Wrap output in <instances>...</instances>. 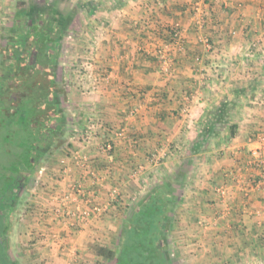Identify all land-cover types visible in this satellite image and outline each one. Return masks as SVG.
Returning <instances> with one entry per match:
<instances>
[{
    "label": "crops",
    "instance_id": "1",
    "mask_svg": "<svg viewBox=\"0 0 264 264\" xmlns=\"http://www.w3.org/2000/svg\"><path fill=\"white\" fill-rule=\"evenodd\" d=\"M20 1L24 0H0V43L8 30L4 29L7 20L15 22L6 24L9 28L15 24L12 31L24 25ZM44 1L49 12L45 24L52 31L47 40L52 47L58 45L56 62L72 41L89 42L86 33H71V27L84 25L94 37L90 41L96 49L94 68L80 76L89 84L98 80L83 95L82 110L88 113L84 126L101 120L118 129L137 110L129 120L126 138L115 141L112 156L101 154L96 146L87 152L94 171L105 182L86 189H94L99 203L107 204L109 210L84 232L100 226L116 232L125 223L122 218L132 220L151 200L169 197L170 243L182 253V262L259 263L253 254L264 251L259 242L264 237V173L253 165L252 152L262 147L264 138V0H90L96 6L89 9L92 16L86 20L83 0ZM196 7L205 13L203 29L195 24ZM170 27L178 28L181 38L172 46L174 63L166 71L154 50L168 38ZM202 37L210 39L213 50L200 41ZM254 43L256 47H251ZM88 45H82V55L93 47ZM196 57L202 62H196ZM221 110L225 124L210 138L206 152L193 158L188 151L191 143L209 120L222 116ZM232 125L235 136H231ZM85 129L76 143L80 147ZM98 138L103 144L112 135L99 129ZM169 147L172 162H168L171 158L151 162L154 151L169 152ZM72 152L64 151L62 159ZM72 172L74 177L79 174L74 168ZM222 186H228L230 211L216 192ZM56 187L65 190L67 185ZM113 187L121 193L116 201L110 197ZM249 187L253 190L247 201L243 196ZM45 196L36 197L35 204ZM20 197L17 192L14 205ZM106 218L104 225L99 223ZM158 228L164 237L167 227L158 224ZM56 230L58 236L68 233L65 228Z\"/></svg>",
    "mask_w": 264,
    "mask_h": 264
},
{
    "label": "rangeland",
    "instance_id": "2",
    "mask_svg": "<svg viewBox=\"0 0 264 264\" xmlns=\"http://www.w3.org/2000/svg\"><path fill=\"white\" fill-rule=\"evenodd\" d=\"M83 1L84 7L82 10L85 15L83 20H86V18L92 16V12L89 9L95 7L96 3L90 0ZM46 4L47 2L44 0H24L18 2L20 10L28 12L31 19L34 17L32 22L29 21L27 23L26 21L27 24L32 25L31 31L36 29V32H38L39 28L43 29L47 17L39 15L37 11L41 12L44 10L47 7ZM13 15L10 13V16L13 17ZM12 20L13 18L5 22L4 29L8 30H4L3 40L0 43V78L4 74L6 75V66L10 63L12 54H14L12 49L7 47L8 36L12 34L11 29L15 24L11 28L7 27L6 24L15 23ZM81 21L79 22L81 23ZM69 31L75 34H80L81 32L86 33L84 37L89 42L85 41L83 44L87 45L88 43L89 45H94L90 42L92 40L94 41V37L90 35V30L86 31L84 25L80 26V28H74L73 26ZM33 38L35 36H31L30 42H33ZM83 44L80 40L75 43L72 41V44L69 43L65 50L66 53L62 54L60 52L59 59L55 63L56 77L53 81L55 82L56 101L60 104V110L65 121V126L63 127L65 130L63 131V128H61L60 133L62 134H59L51 142L48 143L45 140V133L48 132V126L50 125L49 119H40V117L30 114L19 116L16 112L21 107V102L14 100L15 104L13 105V100L11 104L9 100H3L6 91L0 88V102L2 104L0 105V243L4 244V252L12 264H116V260L109 258L107 252L105 255H101L100 249H105L109 253L118 252L122 228L131 221L130 219L125 220L122 218L125 223H122V227H119L120 230L114 231L115 233L111 229L105 230L100 226L102 230L93 229L86 233L83 229H77L76 231L69 228V234L66 236L61 235V233L58 236L57 226L47 224L52 219V209L48 208L50 206L53 208L54 206L51 204L52 200L49 198L55 196V192L57 195L60 192V188L56 187V185L60 183L61 179L59 175L62 170L60 166L62 155H64V151H75L80 147L76 143L80 138L81 130L86 126H84L86 121L85 117L88 113H84L82 110V104L85 103L84 100L86 99L83 95L92 90L93 86L91 85L93 83L98 84L97 79L96 81L92 80L91 84H89L90 82L88 80L85 82L86 80L82 81L80 79V76L84 78V76L89 75V69L94 65V55L96 52L95 46H93L87 50L84 49L85 54L82 55ZM159 47L161 45H156L154 50L155 55L156 51L158 53ZM46 48L44 47L45 53L52 50L50 44ZM36 51H38L37 47L32 43L30 46L24 47L22 53H25L24 55L26 56L29 53V57H32ZM45 53L36 55L39 63L43 60ZM40 56L41 58H39ZM82 56L83 59L81 58ZM49 72H51L50 69L44 72V74L42 73L40 75L41 77L37 78V80L42 83L44 79H51ZM83 87H86L85 90H82ZM22 93L23 91L19 86H15L11 90L13 99L15 98V94L17 97H20ZM35 107L44 113V102L38 103ZM91 119H87V122ZM41 143L42 146L44 145L46 151L35 165L34 172L29 176L25 189L21 191L20 199L14 205L15 201L13 197H15L16 190L30 170V162H32V158H35L38 146ZM173 146L172 148L174 149L175 144ZM168 149L169 152L160 151L161 149L154 151L151 156L158 154L159 157L158 160L152 163L160 164L166 162L169 158L171 160L168 162H172L174 160L171 152L172 149L170 147ZM104 182L102 185H104ZM50 191L51 194L49 193ZM45 193H47V196H45ZM42 194L46 197L44 201L47 202L41 200L35 204V198L40 197ZM33 205H36L38 209L41 207L42 211L34 209L35 206ZM172 213V210H170L167 214L166 221L164 218V221H160L166 225L167 229H165L167 231H165L164 237L162 231L161 233L157 232V235L160 237V243L158 244L163 243L167 264H186L182 262V253L178 251L176 246L170 243L173 240L171 233V224L173 223ZM142 214H139L140 218ZM106 220L107 218L104 221L100 220L99 223H103L104 225ZM259 242L264 246V237H260ZM253 255L259 257V263L251 264H264V251L260 253L257 251ZM145 256H147L146 253ZM2 263L3 261H1Z\"/></svg>",
    "mask_w": 264,
    "mask_h": 264
},
{
    "label": "trees",
    "instance_id": "3",
    "mask_svg": "<svg viewBox=\"0 0 264 264\" xmlns=\"http://www.w3.org/2000/svg\"><path fill=\"white\" fill-rule=\"evenodd\" d=\"M37 13L39 15L46 16L47 18L49 16V12L45 9L41 12L37 11ZM21 14L24 20L23 18L20 20L24 25L21 26L19 24L18 29L15 28V30L12 31V34L8 36L9 39L7 47L12 49L14 54H12L11 61L6 66V75L4 74L0 78V88L6 91L5 96H3V100H9L10 104L13 100V105L15 104L14 100L21 102V107L18 108L16 112L19 116L23 114H30L36 117L38 116L40 119H49L50 125L48 126V132L45 133V140L49 143L59 134H62L60 133L61 128L65 126L62 111L60 110V104L56 101V89L54 87L55 82L53 81L56 77V57L54 54L57 52L58 45L56 44L52 47L53 45L47 40V38L51 37L52 34L51 29L48 28V24H45L43 29L39 28L38 32H36V29L31 31V24H27L26 21L28 19L32 22L34 17L31 19L28 12H23ZM177 30L178 29L171 27L167 29L171 36L173 31ZM31 36H35V38H33V42H30ZM32 43L35 47H37L38 51H36L32 57H29V53L27 56L24 55L25 53H22L24 47H28ZM48 44L51 45L52 50L45 53L44 47L46 48ZM25 50L29 51L28 49ZM44 53V58L43 60L41 59L42 61L39 63L36 55ZM39 58H41V56ZM48 69L51 70V79H44V82L41 83L37 80V78L41 77L40 75L42 73L44 74V72ZM15 86L21 87L23 93L20 97H17L15 94V98L13 99L11 90H13ZM40 102H44V113L35 107V105ZM0 105H2L1 102ZM221 111L222 116L216 114L217 116L213 117V120H209L204 125L197 139L191 143L188 151L192 157L206 152L209 147L210 138L225 124V121L222 120L224 113L223 110ZM219 119L222 121H217ZM64 130L65 129L63 128V131ZM230 130L231 136H235L236 127L232 125ZM36 153L37 154L35 155V158H32L33 160L30 162L29 167L30 170L33 171L35 165L44 155V145L42 146V143L38 146ZM29 171L22 180L23 182L21 185L17 188L15 196L17 192H21L25 189L27 180L33 173V171H31V173ZM169 200V197H165V199L160 198V200L154 199L146 205L140 207V209L136 212V216L129 222L130 224H128L127 227L122 228L120 248L118 252L109 253L105 249H100L101 255H105L107 252L109 258L116 260V264H167L162 243L158 244L160 243V237L157 235V232L161 233V231L158 230V224L164 225L160 221H162L163 218L166 221L168 214L166 210L169 206ZM139 214H142L141 218ZM164 226L166 227V225ZM145 253L147 256H145ZM1 261H3L2 264H12L5 254L3 246L0 244V264Z\"/></svg>",
    "mask_w": 264,
    "mask_h": 264
},
{
    "label": "built area",
    "instance_id": "4",
    "mask_svg": "<svg viewBox=\"0 0 264 264\" xmlns=\"http://www.w3.org/2000/svg\"><path fill=\"white\" fill-rule=\"evenodd\" d=\"M205 13L199 7L195 9V24L199 29H203L206 25ZM174 29H178L173 27ZM181 38L179 29L173 31L171 36L168 33V38L165 39L163 45L158 49V59L160 60L164 70L168 71L170 66L174 63L172 57V46L178 42ZM208 50H213V45L209 38L202 37L200 40ZM257 43L251 45L256 47ZM196 62L201 63V57H196ZM137 113V110H132L129 115L124 119V126L114 129L111 128L107 123L101 120L90 121L86 125V129L83 132L82 139L80 142L83 144L77 150H73L72 154L67 158H63L60 161L62 167L60 173V183L67 185V188L60 189L59 195L51 196L49 199L52 200L53 204L51 213V222L55 223L57 228H65L67 231L69 228L72 230L83 229L87 227L95 219L102 218L109 210L107 204H100L97 198L95 190H87V185L91 187L103 186L104 177L99 176L93 169V159L88 155V150L96 146L99 152L105 156H112L115 150V141L124 140L128 133V123L131 117ZM99 129L104 130L106 133L111 134L112 138L105 140L103 144H99ZM262 147L252 152L253 165L260 168L264 173V138L260 139ZM159 155H153L151 162L158 160ZM76 169L79 173L77 177H74L72 170ZM257 187V186H256ZM255 188V185H252ZM251 187L244 190V198L249 201L251 198ZM216 192L222 197V202L226 205L227 210H231V206L228 205V186H222L216 190ZM51 194V191L49 192ZM119 188L113 187L110 192L112 200L116 201L120 197ZM69 234V231L68 233Z\"/></svg>",
    "mask_w": 264,
    "mask_h": 264
},
{
    "label": "flooded vegetation",
    "instance_id": "5",
    "mask_svg": "<svg viewBox=\"0 0 264 264\" xmlns=\"http://www.w3.org/2000/svg\"><path fill=\"white\" fill-rule=\"evenodd\" d=\"M2 246H3V248H4V244H2V243H0ZM4 251H5V248H4Z\"/></svg>",
    "mask_w": 264,
    "mask_h": 264
}]
</instances>
